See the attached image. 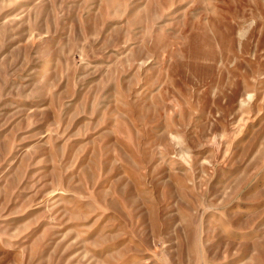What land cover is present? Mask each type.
<instances>
[{
  "label": "rangeland",
  "instance_id": "rangeland-1",
  "mask_svg": "<svg viewBox=\"0 0 264 264\" xmlns=\"http://www.w3.org/2000/svg\"><path fill=\"white\" fill-rule=\"evenodd\" d=\"M0 264H264V0H0Z\"/></svg>",
  "mask_w": 264,
  "mask_h": 264
}]
</instances>
